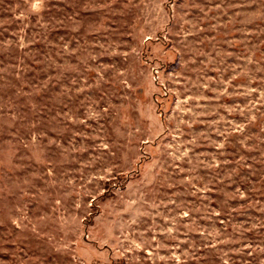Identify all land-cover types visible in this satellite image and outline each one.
<instances>
[{
    "label": "rangeland",
    "instance_id": "374dc122",
    "mask_svg": "<svg viewBox=\"0 0 264 264\" xmlns=\"http://www.w3.org/2000/svg\"><path fill=\"white\" fill-rule=\"evenodd\" d=\"M0 264H264V0H0Z\"/></svg>",
    "mask_w": 264,
    "mask_h": 264
}]
</instances>
